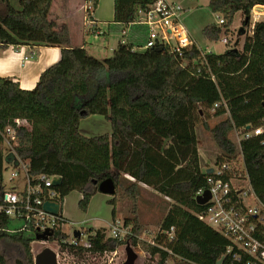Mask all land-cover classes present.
Segmentation results:
<instances>
[{
    "label": "trees",
    "instance_id": "obj_1",
    "mask_svg": "<svg viewBox=\"0 0 264 264\" xmlns=\"http://www.w3.org/2000/svg\"><path fill=\"white\" fill-rule=\"evenodd\" d=\"M156 0H114L110 29H127L112 56L98 59L85 48L71 47L66 26L57 28L48 18L52 0H0V48L23 45L54 47L60 59L46 68L31 90H23L10 78L0 77V193L3 189V139L14 120L27 126L16 129L15 153L31 176H56L60 203L72 192L80 195L78 209L86 211L97 185L112 179L114 195L129 202L123 223L129 234L116 243L103 229H88V247L61 245L59 260L75 263L114 253L118 245H130L145 255V264H243L225 255L228 239L200 219L204 206L196 192L206 187L197 148L195 128L204 111L221 118L213 127L203 123L218 150L214 164L222 162L243 169L251 189L264 205V18L249 24L251 10L264 0H206L208 9L223 19L208 24L204 41L217 42L227 32L235 14L243 16L248 32L222 54L206 53L193 42L178 56L165 49L138 50L145 41L141 26H128L138 11ZM85 17L97 6L86 0ZM247 19V20H246ZM102 116L111 133L85 137L79 132L83 117ZM260 127L259 135L230 139L233 131ZM141 186L170 203L155 234H145L138 216ZM7 219L0 215V227ZM63 235L54 233L49 241ZM24 233L0 232V264H33L31 243ZM225 255V256H224ZM69 262V261H68ZM91 264H96L90 261Z\"/></svg>",
    "mask_w": 264,
    "mask_h": 264
},
{
    "label": "built area",
    "instance_id": "obj_2",
    "mask_svg": "<svg viewBox=\"0 0 264 264\" xmlns=\"http://www.w3.org/2000/svg\"><path fill=\"white\" fill-rule=\"evenodd\" d=\"M182 11L183 9L179 4L166 0H156L145 11L139 10L136 19L128 25L143 27L146 38L143 46L138 50L162 47L169 53L181 56L183 49H189L193 41L184 27L181 26ZM254 14L256 13L254 12ZM217 23L222 24L223 19L218 17ZM84 26L86 33L95 37L102 35L94 22L87 17H85ZM126 32L127 29L122 30L121 36L125 37ZM221 42L226 44L227 38L221 39ZM21 126L25 127L27 123L16 119L14 120V127L6 128L1 134L3 146L7 148L10 154L11 166L16 168L17 164H21L25 173V181L20 192L6 191L3 188L0 193V215L7 219L6 226L0 227V232L24 233L27 236L32 235L34 238L36 235L51 233L48 241L54 233L58 232L63 237L59 239L60 242L58 240L53 241L56 243L55 251L57 253L61 245L88 247L89 228L82 226L84 221L79 223L68 222L60 211V194L52 185L53 180L58 177H48L43 174L30 176L27 173L26 164L17 157L15 153L16 129ZM261 132L260 127L253 130L235 131L237 138L235 143L239 146L241 139L250 135H259ZM238 160H240L238 162L240 168L238 169L235 165L225 162L221 164L206 163L203 166V171L211 169V173L207 174L206 187L199 189L195 198L203 196L205 191H208L210 198L204 205L200 219L228 239L229 245L225 250V255L231 254L235 262H241V255H245L247 260L243 264H264V205L259 202L251 189L241 158L239 157ZM16 174L17 172L13 171L11 177L16 176ZM44 203L57 204V214L53 215L46 212L43 209ZM67 224L81 225V228L73 229L69 236L63 230ZM129 231L130 227L114 220L110 224L109 235L106 237L121 240L129 234ZM75 232L78 233V237H75ZM97 258L101 257L95 259ZM90 261L95 262L96 260L91 258L87 261H81L79 264H91ZM57 264H62L59 260V254ZM164 264H171L170 260Z\"/></svg>",
    "mask_w": 264,
    "mask_h": 264
},
{
    "label": "rangeland",
    "instance_id": "obj_3",
    "mask_svg": "<svg viewBox=\"0 0 264 264\" xmlns=\"http://www.w3.org/2000/svg\"><path fill=\"white\" fill-rule=\"evenodd\" d=\"M104 0H102L103 3ZM192 2L197 3L198 6H205L200 12H195V10H189L185 12L182 11V21L181 26L184 27L187 33L192 34L195 42L201 48L203 52L213 53V54H222L226 50L233 47L234 43L238 42V48L242 46L243 41L246 38V33L248 30L244 28L243 25V16L241 13H237L234 17L230 28L227 32L222 31L220 40L217 42H207L201 36L202 29L208 25L206 23L207 18L215 21L217 23L218 15L212 13L208 7H206V0H191ZM99 5L101 11L106 10V6L103 4ZM10 4L17 8L18 0H10ZM253 10V11H252ZM251 10V17L249 18V24L252 25L257 21L262 20L264 13L260 8L254 7ZM254 12L256 14H254ZM204 24V25H203ZM211 24V23H210ZM110 28V27H109ZM100 31L102 32L101 36L95 37L92 34L85 33L84 41L87 47H92L89 53L98 59L108 58L112 56V52L109 50V46L113 43L120 42L124 37L121 36L120 31L112 29H107L106 25H100ZM76 36V32H75ZM107 37L109 39L107 40ZM227 38V43L223 44L221 39ZM108 41V42H107ZM203 115L198 119L195 133L197 140V148L199 156L201 159V165L204 166L207 164H212L215 157L218 155V150L214 145L210 133L203 123H206L208 127H213L221 118H215L210 113H206L203 108ZM79 132L85 137H94L103 134H110L111 128L109 122L106 118L98 115H91L89 117L81 118L79 122ZM230 139L235 142L237 140L235 131L230 134ZM4 150V160H3V171L1 176V183L3 188L6 191L14 190L15 192H20L23 189V184L25 181V173L21 167V164H17L16 168L11 166V160L9 159V152L7 148L3 147ZM17 172L16 176L11 177L12 172ZM140 198L138 202V216L140 222L143 225L145 234L140 235L141 240H146V232L150 234H155L157 231V226L159 221L162 219L164 214L169 208V201L164 197L158 195L153 190L141 186ZM80 195L77 192H72L69 195L65 196L62 200L60 211L62 215L67 219L68 222L79 223L84 221L82 224L83 227L91 229H103L105 235L108 237L110 224L114 220H118L121 223L129 217V202L124 198L120 192L116 194V203H115V217L111 218V211L113 206L106 203V201L111 198L110 196L104 195L100 192H97L89 201V204L85 212H82L78 209L77 203L79 201ZM13 225V223H11ZM81 228V225L72 226L67 224L63 230L67 235H71L73 229ZM119 240H116V243ZM31 252L36 255L44 248H49L57 254L56 243L53 241L41 242L34 240L31 243ZM125 246L118 245L116 250L112 254H107L101 258L95 259L97 264H121L125 260ZM130 246V245H129ZM132 250L137 254V259L134 264H145V255L138 248L130 246ZM69 261V262H68ZM62 264H79L67 259V262H61Z\"/></svg>",
    "mask_w": 264,
    "mask_h": 264
},
{
    "label": "crops",
    "instance_id": "obj_4",
    "mask_svg": "<svg viewBox=\"0 0 264 264\" xmlns=\"http://www.w3.org/2000/svg\"><path fill=\"white\" fill-rule=\"evenodd\" d=\"M166 1L179 4L181 8L185 10V12L189 10L200 12L203 10L202 8L205 7L198 6L197 3L192 2L191 0ZM101 3L102 0H97V6L91 13V20L99 30L100 25L102 24L106 25L107 29H110L109 27L112 26V21L114 18V0L103 1L102 4L106 6L105 11H101V9H99V5ZM86 4V0H52L48 18L55 23L57 28H61L62 26L67 27L70 35L71 47H82L85 48L89 53L90 49L94 50V48L87 47L84 41V34L86 33L84 26V6ZM256 8L262 9V12L264 13V7L256 6ZM203 21H206L208 24H215V21L210 20L209 18ZM189 36L191 37L192 41L195 42L193 35L189 34ZM108 39L109 37H107V40ZM117 44L118 42H115L109 46V50L112 52V54ZM59 59L60 50L54 47L23 45L18 48H0V77L10 78L23 90H31L38 81L40 74L46 68L58 62Z\"/></svg>",
    "mask_w": 264,
    "mask_h": 264
},
{
    "label": "water",
    "instance_id": "obj_5",
    "mask_svg": "<svg viewBox=\"0 0 264 264\" xmlns=\"http://www.w3.org/2000/svg\"><path fill=\"white\" fill-rule=\"evenodd\" d=\"M247 20V19H246ZM156 51H161L162 47L155 48ZM246 130H249V127H246ZM207 173H211V169L207 170ZM61 183L60 178H56L53 180L52 185L54 187H58ZM98 192L112 197L115 193V187L112 179L107 178L103 181H101L97 185ZM210 196L208 191H205L203 196L197 197L195 199L197 205L204 206L205 203L209 200ZM43 209L53 215H56L58 212V205L52 204V203H44ZM51 233H45L35 236V240L46 242L48 241L49 236ZM75 237H78V233H74ZM125 260L121 264H134L137 259V254L132 250V248L127 244L125 246ZM222 259H219L216 264H221ZM33 264H57L56 260V254L49 248H44L40 252H38L36 255L33 256Z\"/></svg>",
    "mask_w": 264,
    "mask_h": 264
}]
</instances>
